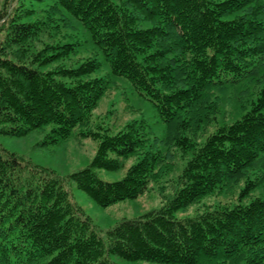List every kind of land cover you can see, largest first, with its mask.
Instances as JSON below:
<instances>
[{
	"label": "trees",
	"instance_id": "16d2710c",
	"mask_svg": "<svg viewBox=\"0 0 264 264\" xmlns=\"http://www.w3.org/2000/svg\"><path fill=\"white\" fill-rule=\"evenodd\" d=\"M63 11L91 33L111 75L126 77L153 102L163 122L188 120L212 87L237 85L264 63V3L260 0H17L0 25V133L25 135L49 127L48 143L68 139L89 122L110 84L97 57L67 64L75 41L47 40ZM7 16L0 12V23ZM154 21L144 26L141 20ZM196 117V116H195ZM82 134L99 140L92 162L63 177L0 151V264H261L264 196L245 201L249 180L233 206H208L179 218L175 212L226 185L264 156V84L248 108L218 126L203 143L176 144L190 154L162 193L164 205L122 218L100 236L67 188L75 182L103 207L144 194L169 169L161 150L146 149L135 122ZM141 152L122 179L103 180L97 169L119 170Z\"/></svg>",
	"mask_w": 264,
	"mask_h": 264
},
{
	"label": "rangeland",
	"instance_id": "374dc122",
	"mask_svg": "<svg viewBox=\"0 0 264 264\" xmlns=\"http://www.w3.org/2000/svg\"><path fill=\"white\" fill-rule=\"evenodd\" d=\"M260 1L264 3V0ZM16 5L17 0H0V12H7V16L2 19L0 25L8 19ZM63 14L64 16L59 20V26L51 29L50 33H45L44 37L47 40L62 38L75 41L80 45L72 59L67 60V64H78L92 57L100 59L103 64L102 69L93 76L106 75L110 81L108 89L97 108L93 110L89 122L76 127L68 139L56 144L48 143V126L32 130L25 135L0 133V151L14 153L33 166L44 167L55 174L66 177L87 167L97 153L99 140L85 136L83 132L103 128L117 132L131 122L138 124L145 132L146 147L143 149L161 150L166 155L169 165L167 171L151 182L149 190L137 198L126 199L103 207L85 191L78 188L75 182H68L66 185L74 200L90 217L93 223L92 229L100 236L106 237L107 231L122 218L140 216L164 205L162 193L170 192L172 182L180 174L190 156L176 144L177 139L188 135L201 144L218 126L231 123L239 118L264 84V63L249 79L240 84L208 89L204 94L201 110L195 115L196 117L193 116L188 120L186 126L181 124V120L168 124L163 122L153 102L141 95L128 78L111 75L110 66L104 61L100 49L93 43L89 30L73 15L66 11H63ZM141 23L144 26H150L154 24V21L143 19ZM4 36L5 31L0 30V40ZM4 126L8 125L2 124L0 128ZM144 150L124 159L123 166L119 170L97 169L99 176L106 181L122 179L128 168L138 161ZM250 179L256 185L245 197V201L264 196V156L260 157L243 174L202 196L188 207L176 211L175 215L183 218L195 215L208 206H233L238 202L241 190ZM110 259L116 264H169L148 260L128 261L115 254H111ZM241 261L243 259L238 264L242 263ZM261 264H264V261Z\"/></svg>",
	"mask_w": 264,
	"mask_h": 264
}]
</instances>
